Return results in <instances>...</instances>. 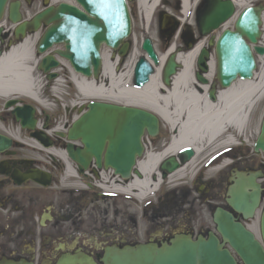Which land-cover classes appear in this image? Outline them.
I'll return each instance as SVG.
<instances>
[{
    "label": "flooded vegetation",
    "instance_id": "af4514ba",
    "mask_svg": "<svg viewBox=\"0 0 264 264\" xmlns=\"http://www.w3.org/2000/svg\"><path fill=\"white\" fill-rule=\"evenodd\" d=\"M212 1L195 0L192 18L196 26L185 28L181 42H175V53L186 55L202 42L200 49L215 55V32L205 38L200 29ZM254 6L258 7L259 2ZM176 24L165 30L159 26L158 53L166 52L170 46ZM3 40V50L15 43L10 35ZM252 53L258 70L261 56L254 47ZM215 60L217 63L216 55ZM168 61L169 58L163 70ZM207 70L197 58L193 61L192 88L206 99L214 92L216 101L211 103L218 106L221 88L217 76L207 85L200 80L208 79ZM167 90L170 86L159 89L160 97L153 104L163 108L162 98ZM27 105L31 109H26ZM260 110L262 106L250 104L247 97L242 127L237 131L230 122L225 123L223 135L210 141L205 136L190 142L188 145L196 150L185 163V147L170 151L177 135L159 117V132L149 136L147 156L138 160L133 177L124 180L108 174L102 180L106 190L101 191L94 187L90 172L79 170L68 153L43 149L34 139L37 130L47 137L43 138L46 144L65 146L61 135L47 133L54 127V115L24 99H18L13 107H8L7 101L0 103V144L6 146L0 149V264H86L84 259L103 264L108 251L126 250L133 254L151 247L155 250L150 252L154 253L160 250L166 254L199 255L206 252L205 248L180 244L185 239L207 241L211 235L219 241L220 251L228 252L237 264H245L219 231L215 213L222 209L233 214L247 230L253 225H257V232L260 230L264 214V154L254 149L255 118ZM31 114L35 131L24 127ZM41 114L45 116L43 127L38 126ZM143 162H149L145 171L140 168ZM173 166L175 170L168 171ZM251 177L260 187L261 200L255 217L245 220L233 210L229 200L236 183ZM132 182L143 184L142 190L130 189ZM254 190L247 187V193Z\"/></svg>",
    "mask_w": 264,
    "mask_h": 264
},
{
    "label": "water",
    "instance_id": "95a60500",
    "mask_svg": "<svg viewBox=\"0 0 264 264\" xmlns=\"http://www.w3.org/2000/svg\"><path fill=\"white\" fill-rule=\"evenodd\" d=\"M30 2V0H27ZM132 1V0H129ZM0 0V22L8 13V19L14 25L15 39H26L28 34L38 32L42 25L47 27L38 44V53L45 54L55 45H63V50L55 52L59 57L67 60L74 71L83 77L99 79L103 66L101 47L106 45L114 51H119L121 57L128 54L130 44L126 40L131 35L132 21L126 0H76L81 8L61 4L58 7H49L35 16L31 21L22 22L20 12L21 2ZM49 4V0L45 1ZM235 12L231 1L216 0L205 15L201 28L204 34L217 30L227 22ZM22 22V23H21ZM168 23V17H165ZM261 10L249 8L244 10L237 22L236 30H226L217 42L218 79L224 88L231 87L238 76L242 80L251 79L256 63L246 39L256 44L261 35ZM3 29H0V40ZM143 50L156 65L158 57L153 49L150 39H146ZM257 53L264 55V49L256 48ZM203 52L199 61L204 63ZM4 53L0 50V60ZM173 56L165 71V83L170 84L171 76L176 73L177 65ZM60 63L54 55L46 56L39 69L45 74L57 69ZM153 74V68L144 58H141L135 69V84L142 88ZM56 73L48 75L49 80L57 78ZM11 101L8 105L15 104ZM29 107H26L28 109ZM88 110L79 120L73 123L67 138L71 142H80L82 147L68 144L67 151L70 157L81 168L87 169L93 159L98 168L113 169L122 178H129L138 157L144 151L142 138L147 131L151 136L158 133L159 120L149 112L133 107L117 106L107 103L92 102ZM32 115V114H31ZM20 118V117H19ZM25 128L33 130L32 116L26 118ZM36 139L45 147H49L43 140L44 136L35 135ZM4 149L6 146L0 144ZM264 151V122L261 136L256 143V150ZM187 162L193 156V150L184 151ZM172 171V170H169ZM242 180L236 184L229 204L244 217H253L259 205L260 192L251 182L249 185ZM247 187L256 188L252 193H247ZM219 231L229 240L245 264H264V249L241 224L234 221V217L219 209L215 215ZM262 237L264 241V214L262 218ZM219 242L212 237L202 243L186 240V247L201 246L206 252L166 254L158 250L157 253L147 249H140L131 254L129 251L114 252L104 258L105 264H236L228 252L219 250ZM155 250V249H154ZM199 257V258H198ZM90 264L89 259L83 260ZM16 264V263H4Z\"/></svg>",
    "mask_w": 264,
    "mask_h": 264
},
{
    "label": "bare ground",
    "instance_id": "6f19581e",
    "mask_svg": "<svg viewBox=\"0 0 264 264\" xmlns=\"http://www.w3.org/2000/svg\"><path fill=\"white\" fill-rule=\"evenodd\" d=\"M139 1L140 6L144 9L146 20L151 21L154 12L158 9L162 0ZM234 1H236V5L239 8H243L246 4L245 0ZM181 2L183 5V14L188 15L193 7V0H181ZM5 27L6 26L3 24L2 28ZM225 28H230V23H227ZM35 44V39L30 37L22 44H19L4 54L0 60V99L20 96L33 100L36 103L44 104L43 101L40 100L39 95L41 87L34 67L37 63L35 57ZM200 48L199 46L186 55L178 56V61L182 64L181 71L173 78L170 90H167L166 96L162 98L163 108L153 104L156 103L157 99L160 97L159 94H157L158 90L163 88L160 81V70L162 67L158 70L156 76H154L141 91H134L130 88L133 75V71L130 70L127 76L129 77L127 87L129 90H127L128 93H126L124 97H121L111 94V92H113L111 88L114 85L113 82L117 80L116 71L114 72L117 61L111 62L109 55L104 57L105 69L103 73V77H107L111 80L109 84H102L94 88V82L91 83L82 79V84L84 85H80L78 90L80 94L88 98V100H106L123 106L137 105L145 108H152L160 114L162 120L167 125L175 128L177 131V140L171 145V152L178 148L190 146L188 145L190 142L205 136L207 140L210 141L215 136L225 133L223 128L225 123L230 122L234 127H242L244 121L243 107L247 97H249L250 102L264 98V68L260 78H256V81L240 83L230 91L221 89L218 93L219 104L215 106L206 100L205 95L199 96L192 88V64ZM172 52L173 49L170 50L168 55H163L161 57L162 61L165 62ZM135 55H137V53ZM131 62V64H133V58ZM164 62L162 64H164ZM216 66V60H212L209 63V79L213 77ZM57 82H60V80ZM110 82H112V84ZM235 89L241 90V92L237 93V91H234ZM78 119L79 117L76 118V120ZM148 164L149 162H143L140 164V168L145 171ZM134 187L137 190H142L143 184L131 183L130 189L133 188L134 190ZM250 227L253 231H257L258 229L257 225Z\"/></svg>",
    "mask_w": 264,
    "mask_h": 264
},
{
    "label": "rangeland",
    "instance_id": "374dc122",
    "mask_svg": "<svg viewBox=\"0 0 264 264\" xmlns=\"http://www.w3.org/2000/svg\"><path fill=\"white\" fill-rule=\"evenodd\" d=\"M10 1H16V0H10ZM21 1L23 3V12H24L25 17H28L29 15H32L33 13H35L36 11L39 10V4L38 3H37V6L35 4L32 7H29V5L25 3V0H21ZM246 1L248 2L250 0H246ZM139 4H140L139 0H136V2L132 1L129 4L132 19H134V23H135V26H134V33L136 35L135 40L136 39L141 40V37L149 36L154 41V43L157 45V48L159 47V40H158L159 22H158V18H159V15L161 12L162 13L164 12V13H167V14H170L171 16H173V18H175L176 21H178V23H179L178 29H180V27L182 26L183 21H185L187 24L190 23L191 24L190 26L192 28H194L196 26L195 19L192 18V14H193L192 12L194 10V4H193V7L191 8V11L188 13V15L184 16L182 14V5H181L180 0H162L160 7L157 10L156 16L151 21L146 20L144 9H143V7H140ZM239 10H241V8H239ZM178 19H180L181 21ZM187 24L185 25V28H186ZM9 27H10V24L6 23V28L9 29ZM178 31L179 30H177V32ZM183 33L179 37H177L175 35L173 37L172 42L173 43L174 42L180 43L182 40ZM129 41L131 42V39ZM36 46H37V43L35 44V48H36ZM137 51H138V55L141 56L143 54L139 48L137 49ZM131 61H132V57L130 55L124 64L118 65V67L115 68V70H116L115 74H116L117 80H114V82H113L114 85L111 87L113 92L110 91L111 94L124 97L126 95V93H128L127 90H129V89L127 87H128L129 77H127V76H128L129 71L131 70V65H130ZM37 77L39 79H41V81H42L40 83L41 87L46 84L45 79L42 76V74L41 75L37 74ZM121 77H122V79H121ZM71 78H72L71 72L68 69V71L67 70L64 71V74L62 75L60 82L54 83V85H57V87L59 88L58 90H59L60 96L64 95V94H61V92L65 91L66 94H65V97H63L65 100H63V102L66 106H68L66 110L59 112L60 114H58V118L61 117V119H67L69 121V123H70V121L73 118V115L75 113H77V112L80 113L79 109L73 111L70 106L71 105H76V106L77 105H83L86 102H90V100H88L86 97L82 96L78 92V90L75 88L74 84L70 80ZM121 80H122V82H121ZM109 81H111V80H109L107 77H103L98 84H109ZM110 83L112 84V82H110ZM39 96H40V98H42L44 100L42 90L40 91ZM20 98L27 100V98H25V97H20ZM5 100L6 99H0V103L1 104L4 103ZM263 110H264V106H263ZM263 110H260L259 112L257 111L258 116L255 118V122L259 120V117H260L261 113L263 112ZM205 143H203V145H206ZM197 145H199V144L197 143Z\"/></svg>",
    "mask_w": 264,
    "mask_h": 264
},
{
    "label": "snow or ice",
    "instance_id": "6c2138e0",
    "mask_svg": "<svg viewBox=\"0 0 264 264\" xmlns=\"http://www.w3.org/2000/svg\"><path fill=\"white\" fill-rule=\"evenodd\" d=\"M102 2H104V0H102Z\"/></svg>",
    "mask_w": 264,
    "mask_h": 264
}]
</instances>
